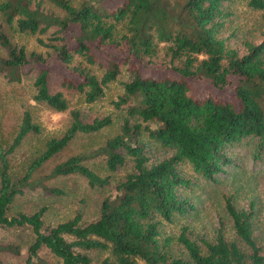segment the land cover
<instances>
[{
	"label": "trees",
	"instance_id": "obj_1",
	"mask_svg": "<svg viewBox=\"0 0 264 264\" xmlns=\"http://www.w3.org/2000/svg\"><path fill=\"white\" fill-rule=\"evenodd\" d=\"M49 1L61 13L44 11L41 0L0 3L5 21H15L19 31L36 33L55 27L49 41L38 38L40 44L51 48L45 55L27 53L23 45L12 44L0 33V42L7 49V56L0 58V69L15 78L21 66L35 64L33 98L62 111L68 100L63 91L50 90L52 69L61 74L63 85L81 91L85 101L92 102L105 94V86L116 79L121 64L129 62L124 90L115 102L126 104V116L120 131L107 138L103 149L109 170L126 162L119 150L131 157L132 168L115 181L113 192L101 201L99 215L88 222L80 221L77 213L43 227V207L9 217L10 202L36 168L63 149L76 133L97 131L112 123L108 114L84 121L80 111L72 109L63 133L48 138L25 174L14 179L9 155L25 136L40 131L31 113L24 110L12 142L7 147L0 143V224L32 227L34 239L25 264L39 258L42 246L63 264H94L91 250L106 252L99 264H264V244L255 233L253 202L237 207L226 197L230 237L220 228L213 239L192 236L183 225L176 236L181 252L172 253V237L161 236L164 221L171 222L194 207L184 194L190 179L182 171L183 164L214 180L233 162L230 150L242 140L250 143L255 158L264 151V35L257 43L245 41L243 51L227 43L222 28L230 0ZM247 2L264 9V0ZM117 23L125 27L120 35L115 34ZM159 43H164V69L145 71L147 62L158 54ZM99 54L108 60L100 76L79 63L71 65L76 55L88 63L100 62ZM199 80L209 83L211 89L205 93L197 90ZM152 141L171 153L149 162L146 146ZM83 157L70 155L56 163L51 173H80L91 186L109 185V176L91 169ZM5 248L17 250L0 243V250Z\"/></svg>",
	"mask_w": 264,
	"mask_h": 264
},
{
	"label": "rangeland",
	"instance_id": "obj_2",
	"mask_svg": "<svg viewBox=\"0 0 264 264\" xmlns=\"http://www.w3.org/2000/svg\"><path fill=\"white\" fill-rule=\"evenodd\" d=\"M3 0H0V3ZM37 1V0H33ZM81 0H72L79 3ZM173 2V0H171ZM34 3V2H33ZM40 8L46 12L61 13L60 9L49 0H41ZM229 13L225 18L222 36L227 43L243 51L245 41L259 42L264 35V9L251 7L247 0H230L227 8ZM55 27L45 31L31 33L19 31L15 21L9 24L5 21L0 10V33L5 35L14 45H23L27 53L40 52L43 55L51 48L40 44L38 38L49 41ZM125 27L121 23L116 25V35H120ZM54 41V40H52ZM164 43H159L158 54L147 62L145 71L164 69ZM107 48L106 51H108ZM112 53V52H110ZM7 56L6 47L0 42V58ZM100 62L88 63L80 55H76L71 62L87 67L91 72L100 76L106 68L107 57L98 55ZM129 62L121 64L120 73L116 79L105 86V94L99 99L87 102L84 94L74 87L62 84V76L52 69L49 73V87L51 91L61 90L68 100V107L62 111H55L42 102L33 98L35 93L34 78L38 67L29 63L21 66L17 77L12 78L6 69H0V143L7 147L15 136L24 110L31 113L32 119L40 125L38 133H29L14 151L9 155V170L12 178L18 179L27 170L30 161L43 149L45 141L52 136H60L68 126L70 111H80L84 121L94 117L110 115L112 123L93 132H78L69 143L52 157L36 168L27 178L10 202L6 211L10 217L20 212L33 213L43 207V227H49L58 222L80 214V221L88 222L97 218L102 199L112 193V186L119 178L132 168L131 157L119 150L126 157V162L115 170L106 166L107 153L103 147L107 138L120 131V125L126 116V104L116 105L127 79ZM197 90L204 93L211 89L209 83L197 82ZM146 151L150 161H157L171 153V149L160 143L148 142ZM84 155L83 162L100 175H108L111 183L107 186H91L85 176L80 173L52 174L54 165L70 155ZM233 162L224 171L216 175L214 180L206 179L195 172L189 164H183L182 171L190 179V184L184 189V194L190 199L194 207L184 215H176L171 222L164 221L161 226V236H170L172 240L171 252L180 253L181 248L176 240L183 225L188 226L191 235L201 234L213 239L220 228L225 235L232 236L229 217L225 203L226 197L237 207H247L253 202L255 214L253 217L255 233L264 244V151L260 157L252 154L250 143L246 139L237 143L230 150ZM34 239L32 227L28 224L5 226L0 224V243L13 245L17 250L5 248L0 250V262L25 264L28 246ZM89 254L94 264H99L106 252L91 250ZM39 258L32 264H63L59 257L54 256L46 246L38 250ZM143 263V261H141ZM144 264V263H143Z\"/></svg>",
	"mask_w": 264,
	"mask_h": 264
}]
</instances>
